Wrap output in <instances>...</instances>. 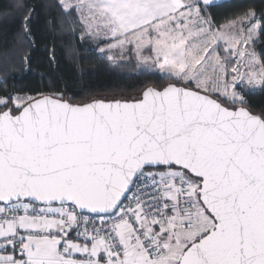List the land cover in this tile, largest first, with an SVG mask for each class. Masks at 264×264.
<instances>
[{
	"label": "snow or ice",
	"instance_id": "1",
	"mask_svg": "<svg viewBox=\"0 0 264 264\" xmlns=\"http://www.w3.org/2000/svg\"><path fill=\"white\" fill-rule=\"evenodd\" d=\"M219 6L45 5L51 30L156 79L89 99L0 79V264H264V0ZM36 11L0 8L12 49Z\"/></svg>",
	"mask_w": 264,
	"mask_h": 264
},
{
	"label": "trees",
	"instance_id": "2",
	"mask_svg": "<svg viewBox=\"0 0 264 264\" xmlns=\"http://www.w3.org/2000/svg\"><path fill=\"white\" fill-rule=\"evenodd\" d=\"M51 0H27L36 5L32 32L34 44L12 49V37L19 31V23L13 16H0V79L7 78L9 85L27 88H64L77 99L92 96H126L131 98L144 86L146 79L156 76L137 74L134 64L113 67L100 57L92 43L81 42L67 31H53L45 7ZM249 0H227L213 8L214 15L222 18L230 14L238 3ZM259 5L260 0H255ZM9 0H0V8ZM7 50V55L5 54ZM54 51L55 59L50 58ZM29 56L24 64L23 56ZM256 103L261 97H253Z\"/></svg>",
	"mask_w": 264,
	"mask_h": 264
},
{
	"label": "crops",
	"instance_id": "3",
	"mask_svg": "<svg viewBox=\"0 0 264 264\" xmlns=\"http://www.w3.org/2000/svg\"><path fill=\"white\" fill-rule=\"evenodd\" d=\"M224 1H227V0H217V3H221V2H224Z\"/></svg>",
	"mask_w": 264,
	"mask_h": 264
}]
</instances>
